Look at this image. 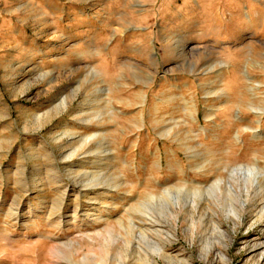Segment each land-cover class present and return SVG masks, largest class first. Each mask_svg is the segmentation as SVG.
Segmentation results:
<instances>
[{
    "label": "rangeland",
    "instance_id": "374dc122",
    "mask_svg": "<svg viewBox=\"0 0 264 264\" xmlns=\"http://www.w3.org/2000/svg\"><path fill=\"white\" fill-rule=\"evenodd\" d=\"M253 158L264 164V0H0V264H53L54 244L80 264L107 226L104 264H145L125 211L182 184L175 159L208 185ZM255 200L235 230L221 216L232 237L217 264H252ZM176 235L172 252L209 264Z\"/></svg>",
    "mask_w": 264,
    "mask_h": 264
},
{
    "label": "bare ground",
    "instance_id": "6f19581e",
    "mask_svg": "<svg viewBox=\"0 0 264 264\" xmlns=\"http://www.w3.org/2000/svg\"><path fill=\"white\" fill-rule=\"evenodd\" d=\"M252 133L255 135V131H252ZM233 140L236 141L235 136ZM174 162L177 165V173L175 177L181 178L182 184H171L164 186L157 193H149L147 194L145 201L139 202L136 205H130L128 206L127 211H125L127 215L125 218L127 227L131 230H138V241L141 244L137 241L138 243L136 247L138 248L137 254L139 258L145 264H160L157 261V258L161 260L162 264H193L184 256L185 254L182 255L180 252H172L170 248V244L173 242L172 237L178 236L176 235L177 229H180L183 236L189 240L190 244H192V246L195 245L199 259L206 261L209 264H217L219 261L226 263L228 258V242L232 237L230 229L235 230L236 226L242 223L243 216L248 210V206L245 204L246 201L249 202L256 198L255 204L250 206L252 207V212H254V214L251 213L252 215L250 218H253V221L251 220L252 222H249V227L253 226L258 219H262L260 220V223L264 222L263 202H260V205L256 206L258 200L260 201L264 195V164L258 165L257 159L253 158L251 164L241 163L231 166L229 165L228 167L226 165L224 166V169L227 171V176H215L211 183L206 185L196 178L186 179V176H188L186 169L176 159ZM198 168L203 167L199 165ZM90 181L92 182L88 181L89 183H86V185H95L93 184L94 180ZM115 186V188L119 187L117 185ZM62 199L63 197L58 206L55 207V211L61 209L60 205ZM105 200L103 201V204L105 205L100 207L101 209H108V206L110 205V203ZM76 204V201H74L75 207L77 206ZM93 208L95 207H88L86 210H89L90 212ZM254 208H256V210ZM63 212H58L56 218L62 216ZM71 216L75 217L74 213H72ZM207 216H209V221L205 222ZM221 216L229 222L230 229L222 226L223 222ZM92 220L94 221L95 219L93 218ZM121 221L122 219H118L117 222L119 225H121ZM58 222L59 220L56 222L57 225H59ZM207 224L210 226L208 233L205 232ZM261 229H264V225L261 226ZM100 232H92L93 234L89 236L90 241L97 243V249L100 251V254H84L80 258V264H88L89 261L95 257L99 259V262L95 263L104 264V261L108 257V249L110 245L117 240V236L112 233V226H107L104 233ZM126 240L124 239V241ZM121 241L123 240L121 239ZM73 244L74 242L68 240L64 246H66V249H70ZM57 245L54 244V247L49 249L51 253V256L49 257L53 258L51 261L53 264L59 263L58 256L63 255L61 248H57ZM113 245L115 246V244ZM243 246L245 247V250L253 252L252 264L264 263V238L258 242L256 240L246 241ZM124 247L126 248L127 246L124 245ZM125 248L123 251H125ZM131 250L133 249L130 248V251ZM182 250L185 252L189 251L186 247H183ZM63 256L68 262L72 261V253L67 252ZM117 257L120 258L121 255H118Z\"/></svg>",
    "mask_w": 264,
    "mask_h": 264
}]
</instances>
